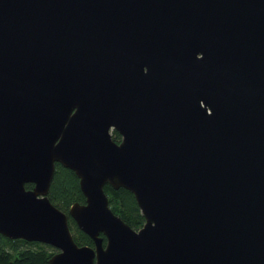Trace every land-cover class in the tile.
I'll return each instance as SVG.
<instances>
[{
    "label": "water",
    "instance_id": "obj_1",
    "mask_svg": "<svg viewBox=\"0 0 264 264\" xmlns=\"http://www.w3.org/2000/svg\"><path fill=\"white\" fill-rule=\"evenodd\" d=\"M0 235L47 264H264V0H0Z\"/></svg>",
    "mask_w": 264,
    "mask_h": 264
},
{
    "label": "trees",
    "instance_id": "obj_2",
    "mask_svg": "<svg viewBox=\"0 0 264 264\" xmlns=\"http://www.w3.org/2000/svg\"><path fill=\"white\" fill-rule=\"evenodd\" d=\"M111 138L115 142L120 139L114 130L111 131ZM31 186L30 183L24 184L26 189ZM102 190L106 195L108 207L114 214L133 229L142 225L143 218L128 190L121 187L114 189L108 184H104ZM47 197L54 206L67 215V224L73 241L77 245L92 246V240L76 227L74 221L67 214L68 207L72 202L82 203L84 200L75 174L55 162ZM102 242L104 243L103 237ZM53 252L54 249L48 245L22 239H8L0 235V264H47V259Z\"/></svg>",
    "mask_w": 264,
    "mask_h": 264
},
{
    "label": "rangeland",
    "instance_id": "obj_3",
    "mask_svg": "<svg viewBox=\"0 0 264 264\" xmlns=\"http://www.w3.org/2000/svg\"><path fill=\"white\" fill-rule=\"evenodd\" d=\"M55 251V250H54Z\"/></svg>",
    "mask_w": 264,
    "mask_h": 264
}]
</instances>
